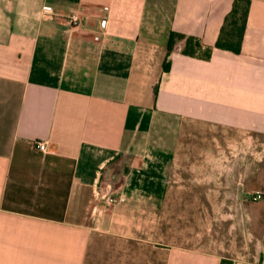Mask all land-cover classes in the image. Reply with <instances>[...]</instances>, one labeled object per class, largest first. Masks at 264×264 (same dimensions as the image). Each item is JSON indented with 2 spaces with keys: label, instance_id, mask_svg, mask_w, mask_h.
<instances>
[{
  "label": "crops",
  "instance_id": "0c3cea01",
  "mask_svg": "<svg viewBox=\"0 0 264 264\" xmlns=\"http://www.w3.org/2000/svg\"><path fill=\"white\" fill-rule=\"evenodd\" d=\"M232 1L0 0V264H264V0L163 71Z\"/></svg>",
  "mask_w": 264,
  "mask_h": 264
},
{
  "label": "trees",
  "instance_id": "16d2710c",
  "mask_svg": "<svg viewBox=\"0 0 264 264\" xmlns=\"http://www.w3.org/2000/svg\"><path fill=\"white\" fill-rule=\"evenodd\" d=\"M250 0H233L231 8L224 16L219 29L216 41L213 46H207L192 36H185L178 32H169L166 40V56L163 62V71H167L170 66L168 56L175 47L177 41H183L181 54L184 56L209 60L214 48L238 54L241 50L244 31L246 28L247 15ZM226 262L221 261V264Z\"/></svg>",
  "mask_w": 264,
  "mask_h": 264
},
{
  "label": "built area",
  "instance_id": "2783aa9c",
  "mask_svg": "<svg viewBox=\"0 0 264 264\" xmlns=\"http://www.w3.org/2000/svg\"><path fill=\"white\" fill-rule=\"evenodd\" d=\"M43 18H47V19H50L51 16H52V9L50 7H44L43 8ZM71 20L73 22H77L78 19L76 18L75 15H72L71 16ZM34 148L36 150H38L39 152L41 153H47L48 152V148L46 146V143L43 142V141H37L34 143ZM260 198V194L259 193H256L255 195H253V199H259ZM105 200L107 201L108 204H115L117 202H121L123 201V195H110V196H107L105 198Z\"/></svg>",
  "mask_w": 264,
  "mask_h": 264
},
{
  "label": "rangeland",
  "instance_id": "374dc122",
  "mask_svg": "<svg viewBox=\"0 0 264 264\" xmlns=\"http://www.w3.org/2000/svg\"><path fill=\"white\" fill-rule=\"evenodd\" d=\"M118 170H120V169H117V172H118ZM112 182H117V179L116 178H113L112 179Z\"/></svg>",
  "mask_w": 264,
  "mask_h": 264
}]
</instances>
